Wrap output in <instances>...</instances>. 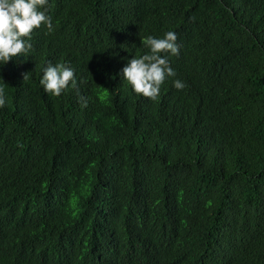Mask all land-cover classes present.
<instances>
[{"label": "trees", "instance_id": "16d2710c", "mask_svg": "<svg viewBox=\"0 0 264 264\" xmlns=\"http://www.w3.org/2000/svg\"><path fill=\"white\" fill-rule=\"evenodd\" d=\"M47 14L53 31L0 65V264H264V0H48ZM167 31L176 76L137 95L122 68ZM49 61L77 88L46 93Z\"/></svg>", "mask_w": 264, "mask_h": 264}, {"label": "clouds", "instance_id": "9594fccd", "mask_svg": "<svg viewBox=\"0 0 264 264\" xmlns=\"http://www.w3.org/2000/svg\"><path fill=\"white\" fill-rule=\"evenodd\" d=\"M48 0H0V65L7 64L14 57L28 56L32 49L29 42L33 31L46 27L53 31L51 17L47 14ZM177 34L167 31L163 37L148 35L141 43L149 51L140 56H132L122 68V77L137 95L156 100L160 88L176 72L170 66L168 55H179ZM28 78L24 74V80ZM40 84L46 93L60 96L70 85L77 88L75 70L65 63L48 62L43 68ZM174 87L182 90L185 84L175 79ZM82 107H87V99L80 97ZM5 105V88L0 85V107Z\"/></svg>", "mask_w": 264, "mask_h": 264}]
</instances>
